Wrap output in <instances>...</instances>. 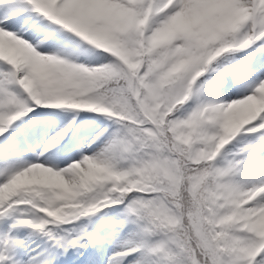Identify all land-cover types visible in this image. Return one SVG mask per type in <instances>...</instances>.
Instances as JSON below:
<instances>
[{
	"label": "snow or ice",
	"instance_id": "snow-or-ice-1",
	"mask_svg": "<svg viewBox=\"0 0 264 264\" xmlns=\"http://www.w3.org/2000/svg\"><path fill=\"white\" fill-rule=\"evenodd\" d=\"M0 264H264V0H0Z\"/></svg>",
	"mask_w": 264,
	"mask_h": 264
}]
</instances>
